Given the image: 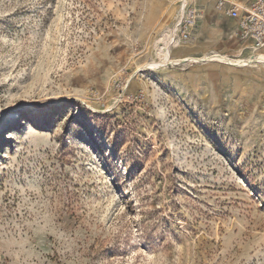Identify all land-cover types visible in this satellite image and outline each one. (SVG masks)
<instances>
[{
	"label": "rangeland",
	"instance_id": "rangeland-1",
	"mask_svg": "<svg viewBox=\"0 0 264 264\" xmlns=\"http://www.w3.org/2000/svg\"><path fill=\"white\" fill-rule=\"evenodd\" d=\"M184 6L0 0V264H264V51Z\"/></svg>",
	"mask_w": 264,
	"mask_h": 264
},
{
	"label": "built area",
	"instance_id": "built-area-1",
	"mask_svg": "<svg viewBox=\"0 0 264 264\" xmlns=\"http://www.w3.org/2000/svg\"><path fill=\"white\" fill-rule=\"evenodd\" d=\"M194 3V0H185L183 16L178 25L179 36L184 43L194 39L201 19L200 10ZM218 5L225 9L229 18L238 21L237 37L243 42L245 49L253 52L264 50V0L247 5L218 0Z\"/></svg>",
	"mask_w": 264,
	"mask_h": 264
},
{
	"label": "crops",
	"instance_id": "crops-1",
	"mask_svg": "<svg viewBox=\"0 0 264 264\" xmlns=\"http://www.w3.org/2000/svg\"><path fill=\"white\" fill-rule=\"evenodd\" d=\"M232 3H239V4H251L257 0H228ZM216 2V7L214 9H211L208 13V19L204 20L201 23V19L197 25V28L195 30V39L200 36H203L205 39H208L206 41H212L213 38H218L220 36V44L219 48H227V47H232L234 51H239L241 46H245L243 42L237 37V32H238V21L233 20L229 18L226 13L225 9L221 8L218 5V0H215ZM201 13V16L203 15V10L201 9V6L196 5ZM200 25V26H199ZM224 38H227V41H224ZM217 44V45H218ZM214 46L213 48H215ZM264 51V50H263Z\"/></svg>",
	"mask_w": 264,
	"mask_h": 264
},
{
	"label": "bare ground",
	"instance_id": "bare-ground-1",
	"mask_svg": "<svg viewBox=\"0 0 264 264\" xmlns=\"http://www.w3.org/2000/svg\"><path fill=\"white\" fill-rule=\"evenodd\" d=\"M184 2H185V0H184ZM260 56H261V55H260ZM260 56H259V57H260ZM257 59H258V58H257ZM260 60H261V61H264V55L260 57ZM258 61H259V60H258ZM261 61H259V62H261ZM241 62H242V61H241ZM164 63H165V62H164ZM239 63H240V62H239ZM229 64H230V63H229ZM231 64H232V63H231ZM234 65H235V64H234ZM242 65H243V64H242Z\"/></svg>",
	"mask_w": 264,
	"mask_h": 264
},
{
	"label": "snow or ice",
	"instance_id": "snow-or-ice-1",
	"mask_svg": "<svg viewBox=\"0 0 264 264\" xmlns=\"http://www.w3.org/2000/svg\"><path fill=\"white\" fill-rule=\"evenodd\" d=\"M68 115H70V114H65V116H63L62 118L66 119V118H68Z\"/></svg>",
	"mask_w": 264,
	"mask_h": 264
}]
</instances>
